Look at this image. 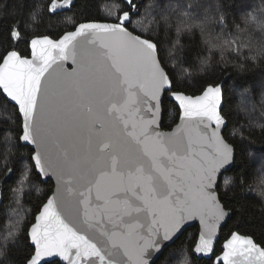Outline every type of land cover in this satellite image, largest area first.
I'll return each instance as SVG.
<instances>
[{"label":"water","instance_id":"95a60500","mask_svg":"<svg viewBox=\"0 0 264 264\" xmlns=\"http://www.w3.org/2000/svg\"><path fill=\"white\" fill-rule=\"evenodd\" d=\"M0 91L18 110L20 142L53 191L27 236V264H154L189 228L192 254L213 264H264L253 238L233 232L219 200L235 150L223 137V83L172 91L158 49L123 24L86 22L58 39L8 52ZM179 110L161 128L165 95Z\"/></svg>","mask_w":264,"mask_h":264},{"label":"trees","instance_id":"16d2710c","mask_svg":"<svg viewBox=\"0 0 264 264\" xmlns=\"http://www.w3.org/2000/svg\"><path fill=\"white\" fill-rule=\"evenodd\" d=\"M55 1L63 0H0V63L13 50L28 56L35 37L58 39L81 23H120L125 17L122 24L128 30L157 46L173 92L196 96L223 83L221 115L227 122L223 137L234 147L235 159L217 188L232 216L221 230L214 256L233 232L253 238L264 250V173H257L256 161L264 160V113L257 106L264 97V0H180L174 12L164 8L169 0H69L65 9L54 12ZM172 19L174 24L169 23ZM245 93L262 120L254 122L240 114L237 105ZM162 110L161 128L170 130L178 122L179 110L168 94ZM0 113V242L13 197L23 188L26 175L28 189L19 197L30 211L13 243L0 247V264H27L34 252L27 232L53 184L37 174L33 151L20 142L18 110L1 91ZM197 236L198 227L189 228L154 264L168 263L170 254L173 261V254L181 250V264H213V259L193 256Z\"/></svg>","mask_w":264,"mask_h":264},{"label":"rangeland","instance_id":"374dc122","mask_svg":"<svg viewBox=\"0 0 264 264\" xmlns=\"http://www.w3.org/2000/svg\"><path fill=\"white\" fill-rule=\"evenodd\" d=\"M180 0H169L167 1V3L165 4L164 8L167 10V11H175V8L178 7V2ZM69 0H63L62 2H57L55 1L52 6H51V9L52 11L54 12H57V11H60L62 9H65L68 4H69ZM176 2V4H175ZM155 9V7H154ZM127 20V18L123 17L120 19V23L119 24H122L124 23L125 21ZM170 24H174V20L172 19L170 22ZM246 93L245 94H240V99H239V102H238V105H237V108L240 112V114H243L245 115V118H251L254 122L255 120L259 121V120H262V117L258 115L255 107L253 106V104L251 103L249 97L247 98L246 97ZM264 97L261 98V100L259 101V104H257L258 108L260 111H263L264 113ZM1 115V113H0ZM258 125H261V124H258ZM254 156H252V160L253 162L254 159H253ZM257 161V173L258 174H262L264 173V160H258L256 159ZM24 180L26 181L27 180V175L25 176ZM25 181H23V188L21 189V191H25L27 192L26 189H28ZM21 191H19L18 193V196H14L13 197V202L11 204V208L9 209V217H8V222H7V226H6V233L3 234L2 236V242H0V247L1 249H4L5 248V245L7 244H11L13 243V241L16 239L19 231L21 230L22 228V225L23 223L28 219L29 217V213L30 211L27 209H25V207L23 206V204L21 203V198L19 196H21ZM184 251L181 250L180 252L176 253V254H173L174 258H173V261H171V254H170V261L168 263L166 262H163L162 264H181V257L183 255ZM186 257V255H185ZM177 259H178V262H177Z\"/></svg>","mask_w":264,"mask_h":264}]
</instances>
